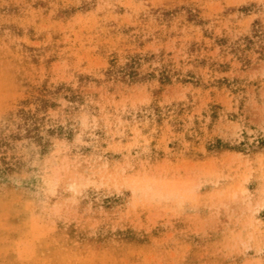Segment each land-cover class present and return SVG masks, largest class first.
Instances as JSON below:
<instances>
[{
  "label": "rangeland",
  "instance_id": "374dc122",
  "mask_svg": "<svg viewBox=\"0 0 264 264\" xmlns=\"http://www.w3.org/2000/svg\"><path fill=\"white\" fill-rule=\"evenodd\" d=\"M0 264H264V0H0Z\"/></svg>",
  "mask_w": 264,
  "mask_h": 264
}]
</instances>
